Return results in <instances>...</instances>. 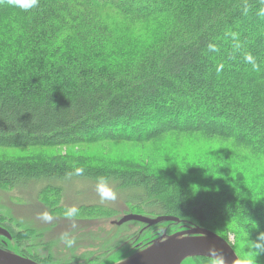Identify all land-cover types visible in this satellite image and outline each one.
<instances>
[{
    "label": "trees",
    "instance_id": "obj_1",
    "mask_svg": "<svg viewBox=\"0 0 264 264\" xmlns=\"http://www.w3.org/2000/svg\"><path fill=\"white\" fill-rule=\"evenodd\" d=\"M63 146L85 148L42 152ZM21 147L41 152L1 150ZM73 176L264 264V0H0V187L45 181L39 200L65 216L50 179ZM9 223L0 247L48 264L19 246L39 233Z\"/></svg>",
    "mask_w": 264,
    "mask_h": 264
},
{
    "label": "rangeland",
    "instance_id": "obj_2",
    "mask_svg": "<svg viewBox=\"0 0 264 264\" xmlns=\"http://www.w3.org/2000/svg\"><path fill=\"white\" fill-rule=\"evenodd\" d=\"M102 16H105L106 18L112 19V17L115 16L114 12L110 10L108 7L103 8L102 10ZM97 147V146H96ZM103 148H107V145H102ZM73 146H63V147H55L54 149L48 150L43 149L42 152H47L46 154H57V153H64L69 152L72 150L80 151L81 148L85 147H75ZM95 148V147H94ZM99 148L97 147V151ZM4 150L9 155H16L18 152H41V149H25V148H10V149H1ZM14 153V154H13ZM52 184L58 185L61 187L63 195L61 196V203L64 207L69 208L71 206H76L77 208L80 206H90V205H97L101 208H98V212L94 213L92 211H86L84 213H80L79 215L75 217V221L72 222H66V220H69L68 218H64L65 216H58L55 215L56 218L51 216L52 218H55L57 220L51 219L50 221H45L41 218V214L45 212H49L47 207L39 200L38 198V192L39 190L45 185V181H34V182H26V184L21 186H15L14 188H6V187H0V212L3 213L9 220L8 226L13 228L16 231L15 224H19L17 230L21 229H31L34 230L35 233H39V235L35 236L34 239H32L31 242H23L20 243V247H26L27 250L33 254L36 255L40 260L48 263V264H75L77 259L81 258V261H85L86 259H89L92 256L101 255V254H107L110 253L109 245L114 244V242L107 243L106 241L103 242L105 245L101 244L98 249H93L85 251L83 254H72V255H62V254H68L71 252H79L76 249H72L69 252H63L60 245L62 244V240L60 239L61 235L63 233H70L73 230V225L77 227L83 226L81 223H87L90 220H94L93 223H89V228L91 229L89 232L93 235L94 239H102V233L105 232L106 227L108 226V222L111 223V221H117L118 218L121 216L122 213L128 212V207L125 206L123 203V200L125 199L126 195L121 192L117 186L112 182V180H109L112 186L116 189L118 193V197L115 201H109V202H101L99 195L96 191V182L95 179H90L86 177H70L68 179H60V178H54L50 179ZM103 208L111 212L109 215H102ZM54 215V214H53ZM58 222H60L58 224ZM170 222V221H169ZM169 222H161L157 225L158 232H151L147 234H143V242L139 247H135L136 243L135 236L133 235L137 229H131L128 233L131 235V238L128 240H125V246H118L114 251H112L108 256H105V259L101 258L103 260L102 262H95L94 264H117L123 260H126L130 258L131 256L135 255L139 251H141L143 248L148 246L153 240L156 239H164L170 235H173L175 233L181 232L180 230L184 229L189 230L192 229L195 226L198 225H190L186 222L178 221L179 224H170ZM56 224H58L57 227ZM117 222L111 223L112 226H116L115 229H119V231H125V226H122L119 228V225H116ZM63 225H69L67 226V229L64 230ZM9 227V228H10ZM55 227V228H54ZM99 227V228H98ZM169 227L171 230L168 232L169 234H163L162 229ZM201 227V226H198ZM204 228V227H201ZM69 230V231H68ZM177 230L178 232H173ZM75 232V231H74ZM116 232V230L111 229L108 235ZM34 233V234H35ZM87 233V234H90ZM160 234V235H159ZM159 235V236H158ZM158 236V237H157ZM157 237V238H156ZM232 239V236H230ZM83 242L85 238L83 237ZM149 240V241H148ZM41 241L44 246H41ZM148 241V242H147ZM86 242V241H85ZM128 242H130L131 246L128 245ZM48 243V245H47ZM88 243V241H87ZM81 245V244H80ZM86 246H83V248H86ZM69 249V248H67ZM49 252H52L51 256H47ZM61 253V254H59ZM195 260L187 259L184 261V264H202V263H196L199 261L194 262ZM205 262V261H204ZM87 264V263H86ZM211 264V263H210Z\"/></svg>",
    "mask_w": 264,
    "mask_h": 264
},
{
    "label": "water",
    "instance_id": "obj_3",
    "mask_svg": "<svg viewBox=\"0 0 264 264\" xmlns=\"http://www.w3.org/2000/svg\"><path fill=\"white\" fill-rule=\"evenodd\" d=\"M138 220L148 225H154L162 221H179L170 215L146 217L129 214L124 216L118 224ZM0 235L10 238V233L0 226ZM215 248L222 253L224 264H242L232 246L215 232L198 226L181 231L164 239L153 240L141 251L117 264H181L188 257L199 256L215 260L209 249ZM0 264H41L37 261L11 252L0 247Z\"/></svg>",
    "mask_w": 264,
    "mask_h": 264
},
{
    "label": "flooded vegetation",
    "instance_id": "obj_4",
    "mask_svg": "<svg viewBox=\"0 0 264 264\" xmlns=\"http://www.w3.org/2000/svg\"><path fill=\"white\" fill-rule=\"evenodd\" d=\"M129 214L142 215V216L151 217V218L156 217V216H148V215H143V214H138V213H133V212H124V213L121 214V216L118 218L117 221H120L124 216L129 215ZM158 216H160V215H158ZM117 221H111V223H114L115 224ZM162 222H169V221H162ZM174 222L175 223H178V221H174ZM59 223L60 222H58V224ZM89 223H93V222L81 223L83 226H80V227H77V228H76L75 225H73V228L71 230L74 229L75 232L72 231V232L69 233L70 234V238H72L73 241H74L73 244L71 246H68L63 241L62 244L60 245V247L63 250V252H69L72 249H76L79 252H71V253L62 254V255H72V254L81 255L85 251L90 250V249H93V251H94L95 249H98V247L101 244L105 245L103 243L105 241L107 243L109 241L114 242V244L113 243L110 244V242H109V244H110L109 246L110 247H109L108 250H110V253H111L118 246H122V245L125 246V243H126L125 240H128V239L131 238V235L128 233L131 229H137V231H135V233L133 234L135 236V241H134L136 243V246L135 247L137 248V247H139V246L142 245L141 242L139 241L140 238H142V235L143 234H147V233H151L153 231L154 232H158L157 225L159 224V223H157V224H154V225H148L147 223H143V222H140L138 220H128V221H124V222H122L120 224H118V223L116 224V225H119V228L126 225V228H124L125 231H123V230L122 231H119L118 227H117V229H115L116 226H112L111 223L108 222V226L106 227L105 232L102 233L103 238L102 239H99V238L98 239H94L93 235L89 232L91 230L89 228V226H90ZM58 224H56L55 227H57ZM63 226H64V230H65V229H67V226H69V225H63ZM111 229L116 230V232L108 235L109 233H107V232H110ZM170 230L171 229L169 227L163 228L162 229V233H160V234L161 235H163V234H169L168 232ZM183 230L184 229H182L180 231H183ZM173 232H178V231L175 230V231H172V233ZM87 233H90V234H87ZM83 237L90 238V239L89 240L88 239H85L86 242L85 241L83 242V240H84ZM87 241H88V243H87ZM44 245L45 244H43V243L41 244V246H44ZM47 245H48V243H47ZM86 245H87V247L86 248H83V246H86ZM128 245L131 246L130 242H128ZM67 248H69V249H67ZM51 253L52 252H49V254H47V256H51L52 255ZM110 253L92 256V257H90L89 259H86L83 262L81 261V258H80V259H77L76 260V263L75 264H86V263L87 264H94L95 262H97V263L98 262H102L103 260H101V258L105 259V256H108ZM59 254H61V253H59ZM201 258L202 257H199V256L188 257V258L184 259L181 264H184V261L187 260V259H189V261L190 260H192V261L195 260L194 262L199 261V262H196V263H202V264H210V263H212V264H214L213 262H210V261L209 262H204V261L202 262L201 261ZM203 258H205V257H203ZM210 260H212V259H210Z\"/></svg>",
    "mask_w": 264,
    "mask_h": 264
},
{
    "label": "clouds",
    "instance_id": "obj_5",
    "mask_svg": "<svg viewBox=\"0 0 264 264\" xmlns=\"http://www.w3.org/2000/svg\"><path fill=\"white\" fill-rule=\"evenodd\" d=\"M8 3L13 7L30 9L37 6L38 0H8ZM77 171L80 170L77 169ZM96 191L100 197L101 202L115 201L118 197V193L116 189L112 186L109 179L104 176L97 177ZM64 215L68 219H73L79 215V210L76 206H71L65 210ZM41 218L45 221H50L52 219V217L47 212L42 213ZM60 239L64 241L68 246H71L74 242L73 239L70 238L69 233H63ZM260 241L262 243L256 244L255 247L257 248L264 247V235L260 236ZM209 251L211 255L215 257L214 264H224V260L221 252H219L214 247L210 248ZM250 264H255V260L251 261Z\"/></svg>",
    "mask_w": 264,
    "mask_h": 264
}]
</instances>
